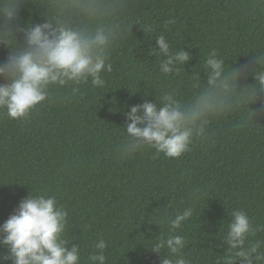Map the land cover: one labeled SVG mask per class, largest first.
Here are the masks:
<instances>
[{
  "label": "trees",
  "instance_id": "16d2710c",
  "mask_svg": "<svg viewBox=\"0 0 264 264\" xmlns=\"http://www.w3.org/2000/svg\"><path fill=\"white\" fill-rule=\"evenodd\" d=\"M50 2L55 0H27L21 21L43 22ZM109 2L107 24L115 39L105 87L80 86L75 97L46 102L25 121L0 114V227L32 191L45 192L68 210L69 247L81 244L85 257L103 238L107 264H161L145 248L166 231L158 223L195 207L179 232L187 240L185 254L192 264H216L227 252L221 236L233 209L264 223V90L255 79L264 70V0ZM161 34L173 52L190 53L179 76L159 71L152 49L158 50ZM212 51L226 70L248 71L222 96L204 137L180 159L153 149L118 159L125 112L155 103L166 91L192 100L207 87L203 64ZM8 55L0 46V61ZM253 110L258 114L250 122ZM196 188L206 193L200 200L192 199ZM6 252L0 245V254Z\"/></svg>",
  "mask_w": 264,
  "mask_h": 264
},
{
  "label": "clouds",
  "instance_id": "9594fccd",
  "mask_svg": "<svg viewBox=\"0 0 264 264\" xmlns=\"http://www.w3.org/2000/svg\"><path fill=\"white\" fill-rule=\"evenodd\" d=\"M26 2L0 0V46L9 50L7 58L0 61V114L17 121L29 119L46 102L63 103L75 97L80 86L90 83L104 88L105 74L113 71L110 49L115 37L107 24L112 15L109 0H55L42 11L43 22L25 25L20 12ZM156 43L158 50H152L160 57V73L179 76L191 59L190 53L184 48L173 52L163 34L156 37ZM260 63L264 64V57ZM203 67L207 87L187 103L175 91H166L155 103L145 101L125 112V136L115 145L118 159H130L146 149L180 159L192 150L218 115L222 96L248 71L226 70L224 59L215 51ZM255 79L264 90V70L257 72ZM257 114L253 110L249 121ZM195 191L198 195L193 200L206 195L200 188ZM195 211V207H186L158 223L165 225L166 231L145 248L160 256L161 264H192L185 254L187 240L179 232ZM68 222L69 212L55 195L32 191L0 227V245L7 249L0 254V264H107L108 245L103 238L86 257L81 244L69 247L73 239L66 236ZM221 240L227 252L216 264H264V223H257L243 208L231 211Z\"/></svg>",
  "mask_w": 264,
  "mask_h": 264
}]
</instances>
